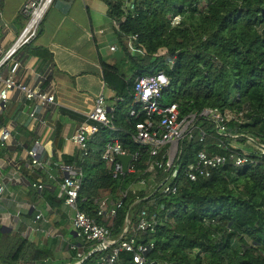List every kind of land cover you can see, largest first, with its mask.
I'll return each instance as SVG.
<instances>
[{
    "label": "trees",
    "instance_id": "obj_1",
    "mask_svg": "<svg viewBox=\"0 0 264 264\" xmlns=\"http://www.w3.org/2000/svg\"><path fill=\"white\" fill-rule=\"evenodd\" d=\"M106 1L111 17L125 16L117 31L118 60L102 63L106 84L114 91L110 103L115 129L101 126L90 141V155L77 157L84 171L78 208L100 221L97 200H121L111 225L113 235L119 236L128 216L137 222L143 206L136 203L137 196L146 195L140 181L148 178L149 148L133 140L136 125L146 114L131 116L133 107L142 108L133 103L138 76L164 72L170 83L161 92V102L177 103L182 115L204 108L243 112L241 122L231 121L229 129L264 143V0H130L133 8L128 9L123 0ZM176 15L181 20L174 25ZM132 34L138 35L146 55L129 51L125 41ZM166 54L172 55V64L165 61ZM205 129L206 143L200 142L198 131L195 139L184 143L181 167L203 149L229 153L218 147L215 125L206 120ZM114 137L130 153L139 151L141 156L136 169L118 179L101 158L105 144ZM245 141L242 137L236 142L243 146ZM253 157L257 160L252 164L226 163L197 181L182 175L176 194L158 198L156 208L150 206L161 223L155 232L139 236L140 242L154 243L147 264H264V156ZM163 178L160 173L158 181ZM134 189L138 191L133 193ZM52 252L51 247L0 228V264H75L79 260L73 250L69 260L52 262ZM103 255L93 253L81 264H99ZM133 257V252L121 251L117 264H137Z\"/></svg>",
    "mask_w": 264,
    "mask_h": 264
},
{
    "label": "crops",
    "instance_id": "obj_2",
    "mask_svg": "<svg viewBox=\"0 0 264 264\" xmlns=\"http://www.w3.org/2000/svg\"><path fill=\"white\" fill-rule=\"evenodd\" d=\"M26 1L0 0V62L27 24L22 13ZM109 11L106 0H55L36 39L0 66V92L3 79L13 76L28 88L55 95L54 102L42 103L15 88L9 99L0 103V131H11L6 144L0 142V185L5 186L0 195V228L51 247L50 261L56 263L69 260L72 245L81 243L72 222L74 213L70 211L75 212L74 208L57 203L62 200L63 178L58 163L73 159L77 165L80 152L72 137L98 96L103 94L108 103L114 96L102 64L116 63L120 53ZM33 147L38 148L41 167L31 163L28 150ZM39 180L42 190L31 186ZM38 211L44 219L35 231L30 227ZM68 226L78 242L65 240L63 232Z\"/></svg>",
    "mask_w": 264,
    "mask_h": 264
},
{
    "label": "built area",
    "instance_id": "obj_3",
    "mask_svg": "<svg viewBox=\"0 0 264 264\" xmlns=\"http://www.w3.org/2000/svg\"><path fill=\"white\" fill-rule=\"evenodd\" d=\"M54 1H26L22 13L27 18V24L14 47L0 62V66L5 64L20 47L36 39L40 33L42 22ZM123 1L125 8H133V3L130 0ZM124 20L125 16L112 17V23L116 31L120 30L121 23ZM180 20L181 16L179 15L172 17L174 25L178 24ZM125 43L132 54L146 55L145 51L138 45V35H130ZM112 50H116V47L113 46ZM165 61L172 64V55L166 54ZM15 68L14 66L12 71ZM3 82L4 88L0 92V103L7 101L11 91L15 88L21 89L29 99L37 98L42 103L55 101L53 93H43L28 88L18 83L13 76L3 79ZM169 83V77L161 71L146 76H138L135 80L133 103L142 105V108L137 110L133 107L131 116L139 118L142 113H145L146 117L137 123V133L133 136V140L149 148L150 158L146 162L148 178L140 181L146 195L144 197L137 196L136 203L143 202L138 220L133 223L128 216L125 220V228L119 236L113 235L111 225L122 206V201L113 202L109 197L97 200V216L101 219V222L91 217L78 208V198L84 177L82 167L68 161L58 163V168L63 173V178L60 181L59 198L63 200L65 205L74 208L72 222L78 237L81 238L80 244L72 245V249L77 251V257L79 258L75 264H81L87 257L96 252L104 253L99 264H117L121 251L133 252L135 263L147 264V255L154 248V243L152 241L149 243L140 242L139 236L147 231L155 232L156 227L161 223V219L156 212H150V206L156 208L158 198L176 194L182 175H185L190 181H197L201 177H209L214 169L226 163L233 162L237 166L245 167L257 160L254 159V155L264 156V143L262 141L253 136L233 132L229 129L231 121L241 122L243 112L238 113L230 109L221 111L216 108H204L201 111L182 115L177 103L163 104L161 102V92ZM113 110L114 107L107 102V98L103 94L97 97L92 111L87 115V119L78 126L72 137L81 158L90 155V141L96 138L101 126L115 129L114 118L111 115ZM206 120L215 125L217 134L220 136L218 147L229 151V153L220 154L203 149L197 153L193 161L181 167L178 161L183 152V145L195 139L196 131L199 132L200 142L206 143L208 137L205 129ZM10 137L11 131L8 128H2L0 131L2 145H5ZM242 137H245L246 141L239 149L236 141ZM228 138L233 140L231 141ZM128 154L132 155L129 165V172H131L136 169V164L141 158L140 152L130 153L118 137L112 138L105 144L101 158L106 162L113 178L118 179L125 174L119 155ZM28 155L31 158L32 165L42 166L37 147L29 149ZM160 173L164 174L162 181H158ZM31 186L39 190L44 188L42 180L33 181ZM4 189L5 186L0 185V195H2ZM137 191V189H134L133 193ZM127 194L128 191L125 192L124 196ZM42 219H44V215L41 211H38L30 228L35 231L39 230L38 222Z\"/></svg>",
    "mask_w": 264,
    "mask_h": 264
},
{
    "label": "rangeland",
    "instance_id": "obj_4",
    "mask_svg": "<svg viewBox=\"0 0 264 264\" xmlns=\"http://www.w3.org/2000/svg\"><path fill=\"white\" fill-rule=\"evenodd\" d=\"M206 5V3L204 2L203 3V6H205ZM106 95H108V93H106ZM239 147H242V145L241 144H239L238 145ZM39 195V194H38ZM42 205V202L40 201V203H39V205H38V207H40ZM72 214L74 213V211L72 210V211H70ZM71 232H72V229H71V227H67L66 228V230L63 232V235H64V238H65V240L66 241H70V242H78V240L79 239H77V238H75L72 234H71Z\"/></svg>",
    "mask_w": 264,
    "mask_h": 264
},
{
    "label": "water",
    "instance_id": "obj_5",
    "mask_svg": "<svg viewBox=\"0 0 264 264\" xmlns=\"http://www.w3.org/2000/svg\"><path fill=\"white\" fill-rule=\"evenodd\" d=\"M119 159L123 163L124 173H128L129 172V165H130L131 160H132V155L131 154L119 155ZM6 230H10V229H6Z\"/></svg>",
    "mask_w": 264,
    "mask_h": 264
}]
</instances>
